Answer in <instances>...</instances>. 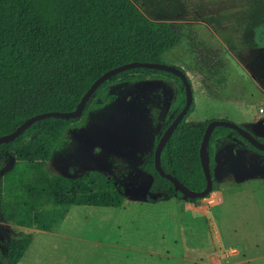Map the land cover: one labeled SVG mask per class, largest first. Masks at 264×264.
<instances>
[{"label": "rangeland", "instance_id": "1", "mask_svg": "<svg viewBox=\"0 0 264 264\" xmlns=\"http://www.w3.org/2000/svg\"><path fill=\"white\" fill-rule=\"evenodd\" d=\"M156 3L158 10H174L171 15L191 10L228 43L221 47L204 24L184 25L181 48L199 56L182 57L175 49L162 57L163 64L188 77L198 102L193 123L217 118L264 143L259 113L264 98L252 83L264 88V0ZM135 4L142 10L144 0ZM200 61L209 67L204 74ZM173 99L169 80L148 77L113 86L96 100L103 107L90 112L81 128L65 133L45 171L64 177L101 171L123 188L125 200L118 209L71 206L51 232L28 230L34 238L19 264H264V154L238 155L233 146L218 151L214 146V194L194 204L184 198L146 200L151 179L142 163L171 114ZM12 163L9 158L0 175ZM0 227L5 238L27 230L12 223Z\"/></svg>", "mask_w": 264, "mask_h": 264}, {"label": "trees", "instance_id": "2", "mask_svg": "<svg viewBox=\"0 0 264 264\" xmlns=\"http://www.w3.org/2000/svg\"><path fill=\"white\" fill-rule=\"evenodd\" d=\"M135 1L0 0V137L36 115L74 111L93 82L111 69L132 62L162 63L163 55L174 49L179 39L168 23L145 18ZM148 77L173 81L179 92L161 134L142 163L143 172L151 179L146 200L183 198L156 172L154 151L185 104L184 86L178 77L163 71H124L96 89L80 117L37 121L16 139L0 145V173L8 159L13 160L12 167L0 175V225L12 223L27 229L17 237L5 238L0 227V264H19L34 238L28 230L51 232L71 206L121 207L125 192L106 173L92 170L79 177H64L49 174L45 167L65 133L81 128L90 112L103 107L96 100L105 97L110 87L142 82ZM157 113L153 115L155 125ZM195 114L193 97L163 148L160 163L165 173L200 192L206 187V179L199 149L210 120L195 124ZM229 135L242 141L248 150L264 154L234 130L216 127L208 146L211 193L216 191L214 146ZM197 200L185 199L190 204Z\"/></svg>", "mask_w": 264, "mask_h": 264}, {"label": "water", "instance_id": "3", "mask_svg": "<svg viewBox=\"0 0 264 264\" xmlns=\"http://www.w3.org/2000/svg\"><path fill=\"white\" fill-rule=\"evenodd\" d=\"M137 68H144V69H153L158 71H163L166 73H170L176 77H178L185 89V104L181 111L178 113V115L172 120V122L169 124L167 129L162 134L161 138L159 139L155 151H154V166L156 172L159 174V176L167 181H169L173 186L174 190L178 191L182 194L184 199H205L208 195L211 194L212 190V180L210 177V157L208 153V146L211 134L213 130L216 127H224L229 128L231 130H234L237 132L243 139H245L251 146L256 148L258 151L264 152V143L260 142L258 139H256L252 134H250L245 129L237 126L234 123L227 122V121H211L207 124V127L205 128L203 138L201 141L200 149H199V158L201 167L206 179V187L204 190L200 192H195L190 189H188L185 185H183L179 180L171 176L170 174H167L163 171L160 163V156L163 148L165 147L166 143L168 142L171 134L176 129L179 122L182 120V118L187 113L191 103H192V92H191V86L190 83L186 77V75L179 69L168 66L162 63H148V62H132L128 63L122 66H118L114 69H111L101 75L99 78H97L93 84L88 88V90L85 92V94L82 96L80 102L77 104L76 109L71 112H48L44 114L36 115L27 121H25L23 124L18 126L15 131H13L10 134L4 135L0 137V145L6 144L11 142L12 140L16 139L20 134H22L25 130H27L32 124H34L37 121L48 119V118H58V119H75L81 116L82 110L87 103V101L90 99V97L93 95V93L96 91V89L105 81H107L109 78L122 73L124 71H128L131 69H137ZM150 185V183H149ZM149 188V186H148ZM147 188V191H148ZM151 198L155 200L157 198L156 195H151Z\"/></svg>", "mask_w": 264, "mask_h": 264}, {"label": "crops", "instance_id": "4", "mask_svg": "<svg viewBox=\"0 0 264 264\" xmlns=\"http://www.w3.org/2000/svg\"><path fill=\"white\" fill-rule=\"evenodd\" d=\"M157 0H144V5H143V9L141 10L139 7L136 6L135 2H134V5L139 9V11H141V13L144 15L145 18H147L148 20L150 21H154V22H165V23H168L172 29L174 30V32L176 33L178 39H179V44L172 50H175V49H179L178 50V54H181L182 57H191L192 55H195L196 57L199 56V53L198 51H191V52H188L185 47L184 48H181V46H186V44H182L181 42V38H180V33L184 32L182 29H184V25H200V24H204L206 27H210V32L216 37L219 45L223 48H226V46H228V43H226L222 37H220L219 35L215 34V30L213 29V27L207 23V21H205L206 19H201L200 15L198 14H192L191 10H185L184 12L180 11V10H177V12L174 14V15H171L172 12L174 10H162L160 8V10H158V8H156L157 6V3H156ZM192 15H194V18L192 17ZM177 26H181V27H177ZM171 51V50H170ZM169 52V51H167ZM166 52V53H167ZM165 55V54H164ZM163 55V56H164ZM203 56H205V54L203 53L202 54ZM208 57V55H207ZM183 60L185 61V59L183 58ZM186 62V61H185ZM196 63L199 62V60H196L195 61ZM239 62V61H238ZM201 64H203V68H201L203 70V74L208 71V66L204 65L206 63L200 61ZM181 69V68H180ZM182 71V69H181ZM184 74L186 75V73L184 72ZM210 74H208L209 76ZM187 77V75H186ZM207 77V75L205 76ZM188 79V77H187ZM173 83V88H174V99L172 100V102L170 103L169 105V110H171L173 108V104L174 102L177 100L178 98V92H179V86L174 83L173 81H171ZM253 85L257 88V90L259 92H261L262 94V98H264V88L256 81H252ZM212 91H215L214 89H212ZM216 95V91L215 92H212ZM212 94V95H214ZM254 94L253 93H250V97H253ZM209 99H205L203 98L202 101L205 102V101H208ZM264 100V99H263ZM264 102V101H262ZM196 103V108H198V102L195 101ZM158 109V108H156ZM262 109L263 110V107H259V110ZM260 113V112H259ZM262 116H264V110H263V113H260ZM214 120H219L217 118H213L211 119L210 121H214ZM220 120H225V119H220ZM255 119L253 120V123H255ZM264 122V121H263ZM224 140H226L225 142H221L220 144H218L219 139L216 143H215V151H218L220 149V146H224L225 148H227V146H233L234 147V150H237V152L239 150L245 152L243 155H246L248 153H253L252 155H254V152L252 151H248L246 150V147L243 145V143L238 140L237 138H235L234 136L232 135H229V136H226L224 138H222ZM241 153H238V155H241ZM249 174V173H247ZM215 192H213L212 194H214ZM221 198V196L219 195V199ZM220 202H222V200H220ZM219 202V203H220Z\"/></svg>", "mask_w": 264, "mask_h": 264}, {"label": "flooded vegetation", "instance_id": "5", "mask_svg": "<svg viewBox=\"0 0 264 264\" xmlns=\"http://www.w3.org/2000/svg\"><path fill=\"white\" fill-rule=\"evenodd\" d=\"M211 122V121H210ZM239 140V139H238ZM242 142V141H241ZM243 143V142H242ZM243 145H244V143H243ZM245 147H246V145H245ZM246 150H248V148L246 147ZM248 151H250V150H248ZM234 152L235 153H241L242 152V154L241 155H243L245 152H243V151H241V150H239L238 152H237V150H234ZM215 153V152H214Z\"/></svg>", "mask_w": 264, "mask_h": 264}, {"label": "built area", "instance_id": "6", "mask_svg": "<svg viewBox=\"0 0 264 264\" xmlns=\"http://www.w3.org/2000/svg\"><path fill=\"white\" fill-rule=\"evenodd\" d=\"M259 112H260V113H263V110H262V109H260V110H259ZM218 199H219V198H218ZM219 202H220V201H219ZM220 203H221V202H220ZM218 204H219V203H218Z\"/></svg>", "mask_w": 264, "mask_h": 264}]
</instances>
